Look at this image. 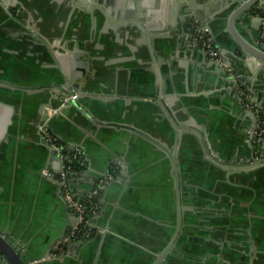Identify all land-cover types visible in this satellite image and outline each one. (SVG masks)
<instances>
[{
  "label": "crops",
  "instance_id": "crops-1",
  "mask_svg": "<svg viewBox=\"0 0 264 264\" xmlns=\"http://www.w3.org/2000/svg\"><path fill=\"white\" fill-rule=\"evenodd\" d=\"M211 1L207 9L198 10L200 18L207 23L214 14L211 9L218 11L225 0ZM93 2L100 12L95 14V19L91 17L89 23L94 29L93 42L88 45L93 62L84 51V43L91 37L77 42L79 54L72 45L68 51L62 47L53 48L63 55L76 53L86 62L76 82L87 86L88 93H83L85 106L92 108L103 127L94 128L90 118L72 108L61 113L54 125L69 141L65 143L69 151L77 147L83 153L80 147L83 143L90 159L89 166L83 154L87 167L69 180L73 194L76 197L90 195L98 179L110 168L114 169V176L105 187L113 184L107 193L105 187L98 193L97 212L90 215V222L87 219L90 236L101 234L95 238L93 252L83 255L88 240L76 248L77 239L72 242V248L62 242V246L50 251L51 256H68V264H152L155 257H160L156 264H264V252L258 255L255 245L264 239L261 175L245 177L233 173L227 176L230 171L227 173L223 168H213L205 162L193 164V161H202V156L197 155L196 159L190 156L191 165L182 176L178 164L175 172V164L171 167L166 159L170 151L161 147L164 150L161 152L156 144L128 131L131 128L128 124L135 126L170 150L174 145L171 143L173 119L182 124L189 112L192 115L204 112L209 114L208 118L215 119L217 131L211 129V143L217 139L218 146L226 144L231 147L230 152L241 154L242 149L237 148L244 142L243 136L245 146L248 141L257 144L253 135L251 141L248 140L252 124L248 112L256 111L264 120V84L254 92L259 109L251 101L252 110L245 108L237 94L228 92L225 75L218 76L213 67L202 62L203 50L194 34L191 38L195 45L179 38L183 32L188 35L193 30L191 24L196 21L190 11L192 19L184 31L177 29L187 16L179 0ZM193 2V6H204L208 0ZM21 14H25L22 9L12 8V16L19 21H22ZM74 19L79 20V16L75 14ZM213 26L219 32L220 25ZM60 29L64 28L58 26L55 32ZM24 35L11 22L0 24V67L8 68L0 79L22 84L18 74H25L26 70L28 76L21 75L24 85H38L40 78L34 75H46L38 69L45 66L54 69L53 63L39 41L34 43L30 36ZM15 50L17 54H13ZM63 57L61 62L70 66V57ZM229 59L247 76L242 68L245 63L233 55H229ZM206 61L213 62L207 56ZM55 62L61 75H65L59 60ZM34 70L39 73L33 74ZM71 70L67 67V72ZM230 72L235 77L236 73ZM246 80L250 87L253 83ZM42 96L46 99L44 94ZM20 97L18 93L0 90V102H13L17 106L14 125L9 132L16 139L12 137L8 142V156H12L8 172L10 181L5 192L0 187V231L11 230L13 239L21 236L31 224H45L44 220H36L35 186L31 184L32 171L41 164L32 158L45 155L34 135L37 102L31 97L32 103L21 115ZM92 97L107 101H94ZM159 97L162 104L158 102ZM52 110L43 107L41 115L51 118L55 114ZM38 133L40 135V131ZM253 154L255 159H264V148ZM122 166L124 179L119 181ZM21 171L23 174L19 177ZM44 173L51 176L52 182L58 180L59 174L45 170ZM236 175V181L230 180Z\"/></svg>",
  "mask_w": 264,
  "mask_h": 264
},
{
  "label": "water",
  "instance_id": "water-1",
  "mask_svg": "<svg viewBox=\"0 0 264 264\" xmlns=\"http://www.w3.org/2000/svg\"><path fill=\"white\" fill-rule=\"evenodd\" d=\"M179 2L181 5L183 4L184 13L187 16H185L184 22L177 29L184 31L187 23L192 19V17L189 16L190 11L193 13L192 15L195 16L197 21H193L191 24L193 30H191L188 35L183 32L179 38L181 40L188 39L190 40L189 42L195 45L191 35L195 34L194 26L195 23H198L201 29L205 31L207 39L213 48L221 57V63L207 62L203 51L201 52L202 62L204 61V63H207V67H213L215 74L218 76L225 75L228 80L227 91L237 94L240 102L243 100L237 93L236 86L238 84L244 86V90L251 94V103L255 104L259 109L260 106L257 103L254 92L255 89L264 84V0H225L222 8L218 11L214 8L211 9L214 11V14L210 23H207L200 18L198 10L202 7L207 9L208 5L212 2L211 0H208L204 6H193V0H186V2L185 0H179ZM94 4L93 0H0V24L11 22L18 26L26 36H30L34 43L35 41H39V44L43 46L47 56L51 59V62L53 63L52 67L54 68L52 69L49 66H45L41 69L42 67H40L38 70L40 72L43 70L42 72L46 73L43 77V74H36L39 73V71H33V74H36L34 76L40 78L38 81L41 82L38 85H24L22 79L28 76L26 70L23 71L25 74H18L19 79H21L18 81L22 82V84L0 79V90L10 92L11 94L18 93V95L21 96L18 100L20 103H18V106L21 115L24 113L26 107L32 103V101H30L32 99L31 97H34V103L37 102L36 111L34 112L36 115L34 135L37 144L44 148L45 151L44 156H35L32 158V161L41 164L32 171L31 177V184L32 186H35V196L33 201L35 212H37L36 220H38V222L44 220L45 224H31L21 236H15L17 239L12 238L14 234L12 235L11 230L0 231V264H68V256L64 257L60 255L59 257L54 258L51 256L50 251L62 242H64L68 248L73 247L72 240H65V237H67L68 229H72L76 226V215L73 210L68 207L61 194L60 182L58 180L52 182L51 176L44 173L45 170L48 172L53 171L55 174H61L62 161L56 154L54 147L48 145L43 140L41 134L39 135L38 131H40L41 124L39 125V123L42 120L54 136L64 143L69 142L65 139V136L61 135L60 132L56 130L57 128L54 125V121L57 120L61 113L67 108H72L79 113L82 112L88 119L90 118L89 122H91V125L94 128L103 127L101 126L99 118L93 113L92 108L85 106V97L83 96V93H88L86 90L87 86H81L80 83L76 82L86 66V62L79 59V57H77L78 55H76L77 52L78 54L80 53L77 48V42L91 37L88 42L84 43V51L91 57V62L94 60V56L88 48V45L93 42L94 34V29L91 28L92 23L91 25L89 24L91 22V17L95 19V14L98 15L100 13L94 7ZM13 7L22 9L25 12V14H21L20 16L22 21H19L12 16ZM75 14L79 16V20L74 19ZM221 18H223V21ZM221 22H223V24ZM213 24L216 26L220 25L219 32L215 31L216 28ZM58 26L61 28L63 27L64 29L55 32V29L58 28ZM47 29L51 32L46 31ZM42 39H45L46 42L43 41V43ZM32 40H29V42L32 43ZM71 45L76 53L73 54L66 52V54H64L65 57L69 56V59L71 60L70 66L68 65L67 67L73 69L71 72H67V67L64 65L65 63L61 62L64 55L56 52L53 47H62L68 51L71 50ZM17 53V50L13 51V54ZM229 55H233L245 63L242 68L247 72V76L244 74L242 75L241 72L236 69L238 67L236 64L231 63ZM17 58L22 59V57ZM53 58L59 60L60 66L63 68L65 75H61L58 65ZM222 65L223 67H221ZM225 67L235 72L237 76L235 75V77H232L231 73L227 72ZM7 71V67H0V75H5ZM12 72H14V74L18 73L13 70ZM56 72L58 75H56ZM226 72L228 74H226ZM21 75H23V78ZM245 78L247 79L246 81L253 83L250 86L251 88L248 86L250 84L245 82ZM50 85H52V87ZM59 93L67 97L77 94V97L74 100L69 101L67 104H62L59 100L60 95H57ZM43 94L46 96V99L45 97L43 98ZM91 99L100 102L107 101L105 98L98 97H92ZM1 102L0 187H2L5 192L8 187V182L10 181V179L8 180V172L11 171L10 163L12 158V156H8V149H10V143L8 145V142L9 139L12 140V137L16 139L15 136H12L9 132L14 125L13 120L17 106L16 103L13 102L10 104L3 101ZM158 102L159 104L163 103L161 97H159ZM43 107L54 109L55 114L51 118L42 116L41 111ZM208 115L209 114L204 112L192 115V113L189 112V115H187L188 118L186 117L182 121V124H179V122H176V120L173 119V122L171 123L173 131L171 143H174V145H171L170 150H166L167 148L160 146V143L155 142V140H153V138L147 133L141 132L135 126L128 124V126L131 127L128 131L133 132L136 137L143 138L156 144V147L158 148L162 147L166 152L170 151L169 156H166V159L170 161L171 167H173L172 164H175V172L178 168V171L182 176L184 170L191 165L190 156L196 159L198 155L202 156V158L200 157L202 161H193V164L205 162L210 167L214 168L217 166L223 168L227 173L230 171L227 176L235 173L239 174L238 176L241 175L247 177L251 174L257 173L258 176L261 175V180L263 182L262 186L264 187V159L261 157L260 159H255L253 154L254 152L261 150L263 147L249 141L247 143L250 147L248 144L245 146L244 136L241 138L244 140L242 143L243 145L240 143L238 146L239 148H237L239 150L242 149L243 153L241 154L240 152H230L231 147L226 144H220L218 146L217 139L211 143L209 138L212 132L211 129H215L216 131L217 129L213 123L215 119L211 117L208 118ZM248 116L252 122L248 138V140L251 141L252 133L254 132L255 117L252 111L248 112ZM80 147L83 149V154L90 166V159L87 156L85 144L80 143ZM67 149L69 148L67 147ZM163 149L161 152H164ZM177 164L178 167L176 166ZM122 168L123 171H121V174L118 177L119 181H123L124 179V167L122 166ZM22 174L23 171L20 172L19 177H22ZM238 176L236 175L230 180L236 181ZM112 184L113 182L104 188L105 193L108 192ZM18 187L20 188V186ZM69 187L72 191L73 187L71 184ZM91 191L92 188L89 192ZM262 216H264V214ZM91 217L92 216L90 215L86 217L89 222ZM99 236H101L100 233H97L93 237H79L78 241H76V248L81 247L83 242L88 240L89 245L87 244L83 247V255H85V252L87 251L92 253L94 245H96V239H98ZM255 245L257 250L256 253L258 255L261 254L260 251L264 252V239L260 241L258 245L257 242H255ZM159 259L160 257H155L152 264H156Z\"/></svg>",
  "mask_w": 264,
  "mask_h": 264
},
{
  "label": "built area",
  "instance_id": "built-area-1",
  "mask_svg": "<svg viewBox=\"0 0 264 264\" xmlns=\"http://www.w3.org/2000/svg\"><path fill=\"white\" fill-rule=\"evenodd\" d=\"M194 30V39L200 46V48L204 51L207 58H209L213 62L221 63V57L219 53L213 48V46L207 39L205 31L201 29L198 23H195ZM225 69H227V71L231 73V70L229 68L225 67ZM237 92L242 97L244 107L252 110V106L250 104V95H248L240 88L237 89ZM76 97L77 94H74L70 97L60 94L59 100L62 102V104H67L69 101L74 100ZM51 112H55V110H52ZM253 112L255 116L253 139L257 144L261 145L264 148V127H262L261 115L256 111ZM40 134L43 140L48 145L54 147L56 154L62 161V172L58 176V181L61 185V194L64 197V200L66 201L68 207H70L76 215V226L68 231L65 240H72V242H74L79 237L90 236L91 230L87 225L86 217L97 212V195L105 187V185L113 179L114 169L110 168V170L103 177L98 179L95 189L90 195L84 197H76L70 190L69 180L78 173L79 168L85 169L87 167V163L82 151L77 147L69 151L65 143L59 140L49 131V129L45 125V122H42L40 125ZM73 163H77L79 168L73 169L71 167V164ZM62 245L63 244L61 243L58 246Z\"/></svg>",
  "mask_w": 264,
  "mask_h": 264
},
{
  "label": "trees",
  "instance_id": "trees-1",
  "mask_svg": "<svg viewBox=\"0 0 264 264\" xmlns=\"http://www.w3.org/2000/svg\"><path fill=\"white\" fill-rule=\"evenodd\" d=\"M240 87V89H242L244 92H245V90H244V88L242 87V86H239ZM261 121H262V127H264V120H263V117H261ZM72 166V168L73 169H76V168H79L78 167V165H77V163H73V164H71ZM78 170H81V168H79Z\"/></svg>",
  "mask_w": 264,
  "mask_h": 264
},
{
  "label": "flooded vegetation",
  "instance_id": "flooded-vegetation-1",
  "mask_svg": "<svg viewBox=\"0 0 264 264\" xmlns=\"http://www.w3.org/2000/svg\"><path fill=\"white\" fill-rule=\"evenodd\" d=\"M84 72V71H83Z\"/></svg>",
  "mask_w": 264,
  "mask_h": 264
}]
</instances>
